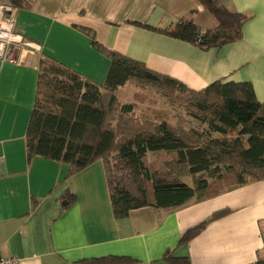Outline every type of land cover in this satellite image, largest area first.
<instances>
[{"label":"crops","instance_id":"crops-1","mask_svg":"<svg viewBox=\"0 0 264 264\" xmlns=\"http://www.w3.org/2000/svg\"><path fill=\"white\" fill-rule=\"evenodd\" d=\"M219 2L248 17L241 39L219 49L162 32L185 19L214 31L217 21L197 0H24L16 8L14 33L22 43L0 48V256L18 264H80L108 256L168 264L167 252L182 264H255L264 256V180L117 220L101 160L69 176L68 165L27 155L40 59L102 85L110 60L92 41L195 92L216 81L250 83L264 105V0ZM127 83L114 92L118 100ZM223 210L226 215L180 245L187 230Z\"/></svg>","mask_w":264,"mask_h":264},{"label":"trees","instance_id":"trees-1","mask_svg":"<svg viewBox=\"0 0 264 264\" xmlns=\"http://www.w3.org/2000/svg\"><path fill=\"white\" fill-rule=\"evenodd\" d=\"M197 1L218 23L214 31L205 32L202 44L196 41L200 29L191 20H181L162 32L202 49H219L241 39V28L248 17L228 12L219 0ZM13 4L16 8L22 7L20 2L13 1ZM92 45L105 52L110 60L102 85L80 78L77 73L46 56L40 59L34 109L26 134L28 158L40 157L66 164L70 167L69 176L101 160L113 215L117 220L127 218L131 211L144 207H181L208 188L206 180L199 179L195 187H190L176 179L174 174L152 173L146 161L149 152L173 154L174 162L171 164L174 167L185 166L192 177L211 173L212 166L219 161L215 159H219L221 149L226 154L234 153L245 166L264 173V105L256 101L250 83L216 81L197 92L205 96L197 106L206 115L209 131L218 133L224 140L211 141L208 146L189 145L166 123L143 125L129 118L133 111L132 104L120 105L114 95L129 80L177 92H188V89L174 79L148 70L140 62L102 50L95 41H92ZM113 115L115 124L111 127L108 116ZM230 132H236L237 137L227 141L225 138ZM212 149H219V152L215 153ZM112 158L114 164L110 165ZM258 180H264V177ZM244 183L240 181L238 185ZM67 193L64 196L66 200L69 196ZM215 194L218 193L206 197ZM71 197L74 198L73 195ZM227 212H216L187 230L180 245L197 236L210 221ZM171 257V253L167 252L163 260L168 264H182ZM133 262L126 257L108 256L80 264ZM255 264H264V259L259 258Z\"/></svg>","mask_w":264,"mask_h":264},{"label":"rangeland","instance_id":"rangeland-1","mask_svg":"<svg viewBox=\"0 0 264 264\" xmlns=\"http://www.w3.org/2000/svg\"><path fill=\"white\" fill-rule=\"evenodd\" d=\"M48 65L45 64V66ZM127 82L126 87L118 93L120 101L117 100L120 105L124 103L132 104L133 111L129 118L140 124L152 123L158 125L166 123L177 136L189 145L204 144L208 146L211 141L224 140L223 136L209 131L208 122L205 121L206 115L197 106L199 102L204 101V95H199L195 91H189V89L188 92L160 89L136 80ZM107 100H105V103ZM114 117L115 115L108 116V124L111 127L115 124ZM236 137V132H230L225 140L232 141ZM215 150L212 149L215 153L219 152V149ZM215 160L219 161H216L218 163L212 166L211 173H201L196 177L190 176L185 166L174 167L171 164L174 162L173 154L149 152L146 161L152 173L156 172L168 176L174 174L173 176H176V179L190 187H195L199 179L206 180L207 190L200 192L197 197L193 198L194 201L203 199L208 194L224 192L238 186L240 181L247 182L264 177V173L245 166L234 153L226 154L221 149L219 159ZM112 164H114V158L110 160V165ZM261 233L264 240V225ZM261 259H264V256Z\"/></svg>","mask_w":264,"mask_h":264},{"label":"built area","instance_id":"built-area-1","mask_svg":"<svg viewBox=\"0 0 264 264\" xmlns=\"http://www.w3.org/2000/svg\"><path fill=\"white\" fill-rule=\"evenodd\" d=\"M13 1L22 3L24 0H0V48L18 47L22 43L20 37L14 33L16 7ZM205 32V30L200 29L198 39H196L197 43H203L202 36L205 35ZM0 264H18V259L15 257L0 256Z\"/></svg>","mask_w":264,"mask_h":264}]
</instances>
